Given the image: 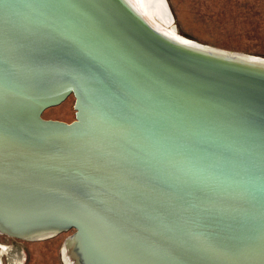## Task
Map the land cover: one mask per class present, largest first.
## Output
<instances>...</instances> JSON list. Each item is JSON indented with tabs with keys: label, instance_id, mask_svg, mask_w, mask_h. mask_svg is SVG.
<instances>
[{
	"label": "water",
	"instance_id": "1",
	"mask_svg": "<svg viewBox=\"0 0 264 264\" xmlns=\"http://www.w3.org/2000/svg\"><path fill=\"white\" fill-rule=\"evenodd\" d=\"M0 234L62 264H264V58L142 0H0Z\"/></svg>",
	"mask_w": 264,
	"mask_h": 264
},
{
	"label": "rangeland",
	"instance_id": "2",
	"mask_svg": "<svg viewBox=\"0 0 264 264\" xmlns=\"http://www.w3.org/2000/svg\"><path fill=\"white\" fill-rule=\"evenodd\" d=\"M178 36L213 48L264 58V0H166ZM74 99L45 110L43 119L70 123ZM71 233V232H67ZM68 235L61 238V242ZM2 264H62L54 237L23 241L0 234Z\"/></svg>",
	"mask_w": 264,
	"mask_h": 264
},
{
	"label": "bare ground",
	"instance_id": "3",
	"mask_svg": "<svg viewBox=\"0 0 264 264\" xmlns=\"http://www.w3.org/2000/svg\"><path fill=\"white\" fill-rule=\"evenodd\" d=\"M142 3L144 15L146 17L151 19L163 29L177 35L174 30L173 24H171L170 15L163 0H142ZM0 248L2 250L4 249L1 246ZM0 264H2L1 261Z\"/></svg>",
	"mask_w": 264,
	"mask_h": 264
}]
</instances>
